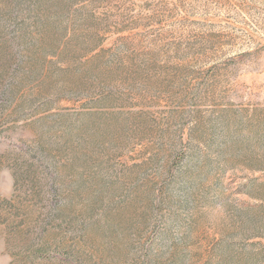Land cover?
I'll use <instances>...</instances> for the list:
<instances>
[{"label":"rangeland","instance_id":"rangeland-1","mask_svg":"<svg viewBox=\"0 0 264 264\" xmlns=\"http://www.w3.org/2000/svg\"><path fill=\"white\" fill-rule=\"evenodd\" d=\"M0 264H264V0H0Z\"/></svg>","mask_w":264,"mask_h":264}]
</instances>
